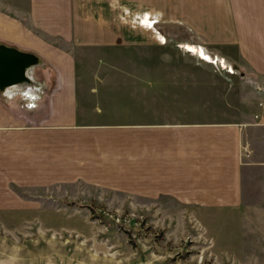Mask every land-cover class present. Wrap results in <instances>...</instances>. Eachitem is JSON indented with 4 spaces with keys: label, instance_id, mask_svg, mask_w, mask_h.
Wrapping results in <instances>:
<instances>
[{
    "label": "rangeland",
    "instance_id": "obj_1",
    "mask_svg": "<svg viewBox=\"0 0 264 264\" xmlns=\"http://www.w3.org/2000/svg\"><path fill=\"white\" fill-rule=\"evenodd\" d=\"M168 1L97 0L129 41L76 51L80 91L94 88L108 111L101 117L128 120L137 101L155 91L164 98L217 97L226 87L230 95L264 100V74L233 44L205 41L188 23L187 0ZM154 62L161 65L157 80ZM36 73L55 84L53 70ZM155 80L162 89L148 88L146 81ZM29 97L11 105L45 113L46 102L38 107ZM134 149H99L83 169L68 163L65 183L0 187V264H264V165L246 174L243 208L201 210L140 195Z\"/></svg>",
    "mask_w": 264,
    "mask_h": 264
},
{
    "label": "crops",
    "instance_id": "obj_2",
    "mask_svg": "<svg viewBox=\"0 0 264 264\" xmlns=\"http://www.w3.org/2000/svg\"><path fill=\"white\" fill-rule=\"evenodd\" d=\"M187 2L188 23L205 41L233 44L264 74V0ZM105 11L97 0H0V42L36 53L46 63L41 70L56 74L55 84L43 80L44 93L33 97L38 107L46 102L42 115L11 105L39 96L38 90H16L21 96L11 92L7 102L0 96V187L65 183L68 163L83 169L99 149L133 147L140 195L201 210L243 208L246 174L264 165V100L242 91L230 95L226 87L217 97L164 98L155 91L137 101L128 120L101 117L108 111L99 107L94 88L84 83L80 91L76 51L115 49L119 38L129 42ZM154 67L156 79L161 65ZM156 80L146 81L148 88L162 89Z\"/></svg>",
    "mask_w": 264,
    "mask_h": 264
},
{
    "label": "water",
    "instance_id": "obj_3",
    "mask_svg": "<svg viewBox=\"0 0 264 264\" xmlns=\"http://www.w3.org/2000/svg\"><path fill=\"white\" fill-rule=\"evenodd\" d=\"M43 60L36 53L0 42V96H11L14 90L39 91L44 93L46 85L35 77ZM29 96H34L29 94Z\"/></svg>",
    "mask_w": 264,
    "mask_h": 264
},
{
    "label": "flooded vegetation",
    "instance_id": "obj_4",
    "mask_svg": "<svg viewBox=\"0 0 264 264\" xmlns=\"http://www.w3.org/2000/svg\"><path fill=\"white\" fill-rule=\"evenodd\" d=\"M12 92L16 93L17 95H19V94H20V92H19V91H12ZM19 96H21V95H19ZM27 98H29V96H27Z\"/></svg>",
    "mask_w": 264,
    "mask_h": 264
},
{
    "label": "trees",
    "instance_id": "obj_5",
    "mask_svg": "<svg viewBox=\"0 0 264 264\" xmlns=\"http://www.w3.org/2000/svg\"><path fill=\"white\" fill-rule=\"evenodd\" d=\"M43 65H44V66L46 65V63H45L44 61H43ZM239 72L242 73V71H240V70H239Z\"/></svg>",
    "mask_w": 264,
    "mask_h": 264
}]
</instances>
